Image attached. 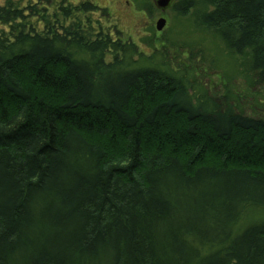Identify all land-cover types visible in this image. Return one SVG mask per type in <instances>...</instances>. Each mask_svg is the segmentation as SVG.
Returning a JSON list of instances; mask_svg holds the SVG:
<instances>
[{
  "label": "trees",
  "instance_id": "1",
  "mask_svg": "<svg viewBox=\"0 0 264 264\" xmlns=\"http://www.w3.org/2000/svg\"><path fill=\"white\" fill-rule=\"evenodd\" d=\"M4 1L0 264H264V120L141 65L89 3L33 22ZM192 9L264 86V0Z\"/></svg>",
  "mask_w": 264,
  "mask_h": 264
},
{
  "label": "rangeland",
  "instance_id": "2",
  "mask_svg": "<svg viewBox=\"0 0 264 264\" xmlns=\"http://www.w3.org/2000/svg\"><path fill=\"white\" fill-rule=\"evenodd\" d=\"M25 8L26 16L33 22L39 20L28 7H36L40 14L59 12V6L78 8L89 3L94 11L77 13L90 20L91 26L101 29L114 41L133 44L137 54L149 59L140 64L160 67L165 71L172 67L178 74L185 73V79L207 95L222 97L228 95L237 100L244 112L264 120V86L257 85L250 74L241 68L239 57L227 53L219 39L211 33L197 29L193 24L195 13L192 9L185 15L175 11L180 0H171L170 6L161 11L157 0H12ZM5 4L0 0V6ZM33 17V18H32ZM84 19L85 24H87ZM159 19L165 20L161 32L156 31ZM6 30L0 25V31ZM138 61V56L133 59ZM136 66V65H135Z\"/></svg>",
  "mask_w": 264,
  "mask_h": 264
},
{
  "label": "water",
  "instance_id": "3",
  "mask_svg": "<svg viewBox=\"0 0 264 264\" xmlns=\"http://www.w3.org/2000/svg\"><path fill=\"white\" fill-rule=\"evenodd\" d=\"M154 2L157 8L161 9V11H164L165 9H167L171 4V0H157ZM164 27H165V20L159 19L156 23V27H155L156 31L161 32Z\"/></svg>",
  "mask_w": 264,
  "mask_h": 264
}]
</instances>
